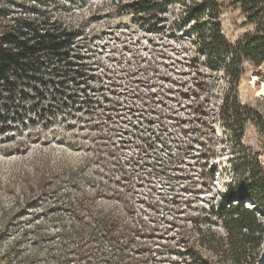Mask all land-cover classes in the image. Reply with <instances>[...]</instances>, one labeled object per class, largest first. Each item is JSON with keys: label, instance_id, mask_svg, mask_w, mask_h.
I'll return each mask as SVG.
<instances>
[{"label": "rangeland", "instance_id": "1", "mask_svg": "<svg viewBox=\"0 0 264 264\" xmlns=\"http://www.w3.org/2000/svg\"><path fill=\"white\" fill-rule=\"evenodd\" d=\"M129 1L43 7L79 36L88 75L78 80L76 100L28 96L0 113V245L32 264L216 262L193 248L197 228L208 226L236 178L235 143L221 117L229 78L199 53L178 6L143 25L123 9ZM24 2L0 0V18L20 13ZM219 2L223 34L235 43L252 26L235 0ZM245 67L239 98L260 112L263 126L248 123L242 143L264 165V65ZM90 216L106 218L113 256L58 257L74 259Z\"/></svg>", "mask_w": 264, "mask_h": 264}, {"label": "trees", "instance_id": "2", "mask_svg": "<svg viewBox=\"0 0 264 264\" xmlns=\"http://www.w3.org/2000/svg\"><path fill=\"white\" fill-rule=\"evenodd\" d=\"M50 1L53 0H25L23 11L0 18V113L17 107L28 96L46 98L48 104L76 100L78 80L88 75V65L83 62L86 58L81 52L83 46L76 44L79 36L71 26L43 8ZM235 3L252 26L235 43L223 34L219 0H130L123 9L139 16L141 24L153 25L171 7L178 6L181 10L178 22L190 26L199 53L205 54L212 68L227 73L230 86L221 117L235 143L232 165L236 178L227 187L226 201L211 210V218H206L208 226L197 228L199 250L196 246L193 250L200 259H204L200 249L209 252L216 259L215 264H258L264 250V165L259 154L242 142L247 124L261 128L263 117L251 106L242 104L237 88L245 62L254 69L264 65V0H235ZM49 93L53 100H48ZM249 199L254 207L248 204ZM212 217L222 229L212 226ZM81 227L72 254L74 259L64 251L58 257L77 261L89 255L113 256L115 240L106 218L90 216ZM0 264H32V260L19 256L12 246L3 250L0 245ZM54 264L61 262L57 260Z\"/></svg>", "mask_w": 264, "mask_h": 264}]
</instances>
